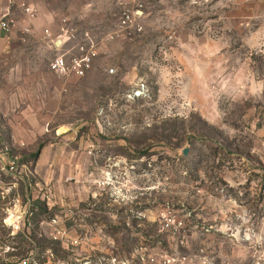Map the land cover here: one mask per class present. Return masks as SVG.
Masks as SVG:
<instances>
[{"label":"rangeland","instance_id":"rangeland-1","mask_svg":"<svg viewBox=\"0 0 264 264\" xmlns=\"http://www.w3.org/2000/svg\"><path fill=\"white\" fill-rule=\"evenodd\" d=\"M118 9L88 28L99 40ZM252 11L241 0H144L143 32L102 43L92 69L64 82L48 68L55 51L0 50V248L25 259L35 247L59 264L60 223L83 210L120 255L202 262L188 247L210 232L223 251L245 247L248 262L264 243V19ZM20 66L48 76L34 96L12 75ZM138 85L146 92L132 100ZM65 185L88 192L66 216L57 192L47 210L33 198Z\"/></svg>","mask_w":264,"mask_h":264},{"label":"crops","instance_id":"crops-1","mask_svg":"<svg viewBox=\"0 0 264 264\" xmlns=\"http://www.w3.org/2000/svg\"><path fill=\"white\" fill-rule=\"evenodd\" d=\"M241 1L251 4L252 15L264 19V0ZM123 4L124 0H0V20L7 17L14 21V25L9 33H4L0 28V50L23 51V49L46 48L58 53L63 48L70 46V44L62 45L61 42L58 46L56 45L64 18L68 20L69 26L77 30H88L90 26L104 22L114 5L119 8L120 13ZM22 6L32 9L34 17L29 18L24 13ZM141 21H143V15ZM24 29H27L29 32L25 34ZM45 30L51 35L52 44L44 38L43 33ZM100 50L101 47H99L96 56L99 55ZM36 58L37 55L34 57L35 63H37ZM20 60L22 61L20 63L26 62L23 57ZM16 69L18 72L12 75L20 80L28 81L24 85L29 88L28 94L31 93L32 96H34L36 88L39 89L42 86L40 81L48 78L44 71H30L28 67L25 70L23 66ZM60 80L65 81L63 79ZM52 95L53 93L51 92L50 96ZM64 128L67 129L68 127L64 126ZM61 135H66V138H72L75 134L68 130ZM45 189L38 188L36 191L37 195H33V198H36L35 200H42L44 210H47L49 209L48 204H50V199L48 198L57 192L58 197L61 198L60 207L64 216L71 209L77 210L81 208L88 198L85 185H76L73 188L71 185H65L56 190L52 188V191L49 188V191ZM45 199L46 203L43 202ZM80 213L81 215L77 219H74V222L70 221L67 224V221H65L66 225L60 223L58 228L60 233L59 244L62 250L68 251V256L60 260L59 264H109L112 258L124 264H159V261L155 262L153 260V262H149L147 259H144L142 253L134 252L133 254L125 253L120 255L116 252L114 239L108 233L100 231L95 222L90 220L87 223L88 215H85L83 210ZM12 217L14 218L13 215ZM74 226L79 229V233L75 231ZM25 229L26 231L28 230L26 226ZM212 236L210 232L201 233V243L198 249L190 250V247H188L189 242L186 244L189 252L195 253L200 251L203 253L202 262L197 259L186 258L184 262L179 261L180 263L177 264H223L226 262L229 264H244L247 262L248 251L245 247L242 250L226 252L223 251V243L221 244L220 241H214L211 244L209 239ZM73 241H77L78 245L74 246ZM17 250L18 248L13 247L0 248V263L18 264L22 259L17 258V255L14 254ZM29 256H31L30 262L32 264L33 262L36 264H51L47 253H42L40 261L35 258L37 256L35 247L26 252V258Z\"/></svg>","mask_w":264,"mask_h":264},{"label":"built area","instance_id":"built-area-1","mask_svg":"<svg viewBox=\"0 0 264 264\" xmlns=\"http://www.w3.org/2000/svg\"><path fill=\"white\" fill-rule=\"evenodd\" d=\"M24 13L33 18V10L22 6ZM144 3L143 0H124L122 9L118 15L115 25L112 29L106 32L100 40L96 37L94 32L88 30H77L68 25V20L64 18L62 20L61 33L59 40L62 45H69L67 48H63L58 52L49 62V71L59 79L83 78L91 69L92 63L96 58L99 46L102 43H111L114 41L131 40L136 35L143 32V23L141 17L143 15ZM14 21L9 18L0 20V28L4 33H9ZM29 31L24 29V33ZM44 38L52 44L51 35L48 31H44ZM110 69L108 73H112ZM146 90L143 85H138L134 91H131L128 97L132 100L141 98L144 96ZM2 153V151H1ZM3 170V169H2ZM7 172H15V164L10 165L5 169ZM4 171V170H3ZM32 213H28L30 217ZM51 224H56V220H51ZM26 228H29L30 224L26 221ZM168 227L169 225L166 224ZM60 235V233H58ZM55 240L56 237H53ZM74 243H77L75 241ZM78 244V243H77ZM30 257L22 259L18 264H32ZM153 262V260H150ZM184 262L185 258L174 259L168 257L159 258V264H177ZM33 264H36L33 262ZM109 264H124L116 259H110ZM229 264V263H223ZM245 264H264V243L255 241L250 247L249 260Z\"/></svg>","mask_w":264,"mask_h":264},{"label":"water","instance_id":"water-1","mask_svg":"<svg viewBox=\"0 0 264 264\" xmlns=\"http://www.w3.org/2000/svg\"><path fill=\"white\" fill-rule=\"evenodd\" d=\"M59 43H60V40L58 39V40L56 41V45L58 46V45H59Z\"/></svg>","mask_w":264,"mask_h":264}]
</instances>
